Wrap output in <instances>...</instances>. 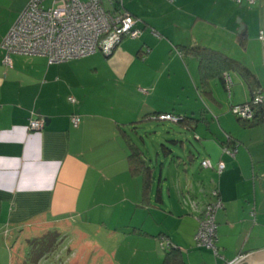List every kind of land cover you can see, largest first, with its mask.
Listing matches in <instances>:
<instances>
[{"label":"crops","instance_id":"obj_1","mask_svg":"<svg viewBox=\"0 0 264 264\" xmlns=\"http://www.w3.org/2000/svg\"><path fill=\"white\" fill-rule=\"evenodd\" d=\"M28 1L0 0V46ZM121 2L141 36L109 57L49 64L11 55L7 66L0 48V264L13 259L2 237L14 240L16 264H29L27 241L49 231L61 245L37 264H162L166 243L183 264H229L264 252V124L247 127L230 114L251 97L239 69L256 79L264 105V0ZM181 47L235 61L231 96L218 78L203 85L198 59ZM256 49L260 64L248 63ZM160 114L186 119L178 126L203 140L200 163L222 162L223 173L196 169L197 158L179 142L176 157L161 146L158 173L143 153L149 172L132 175L126 142L138 129L155 135L148 131ZM32 120L43 128L29 131ZM226 137L233 156L222 151ZM139 145L148 151L144 140ZM213 184L223 204L217 258L193 244Z\"/></svg>","mask_w":264,"mask_h":264},{"label":"built area","instance_id":"obj_2","mask_svg":"<svg viewBox=\"0 0 264 264\" xmlns=\"http://www.w3.org/2000/svg\"><path fill=\"white\" fill-rule=\"evenodd\" d=\"M233 1L239 3V0ZM247 1L249 5L255 2ZM121 7L116 8L113 0H29L0 46L5 52L3 63L8 66L11 55L44 57L49 64L83 59L96 52L109 57L123 40H136L141 36L137 28L138 20L121 10ZM258 40L264 43V32H259ZM223 85L230 97L233 82L228 74L223 75ZM253 99V105L262 100L259 96ZM67 101L71 105L76 104L71 97ZM230 113L243 122L253 119L251 105L233 106ZM157 120L178 124L180 118L173 114H161ZM70 124L77 128L80 125L79 116H71ZM42 128V121L32 120L27 129L39 131ZM225 141H228L227 137ZM222 151L229 156L234 154L225 144L222 145ZM200 168L214 169L218 175L224 171L222 162L213 166L208 160L202 161ZM209 198L211 202L205 205L201 213L193 244L194 248L213 252L217 258L215 216L223 209V204L214 184ZM189 204L192 209H196L195 201L189 200ZM168 245L166 243L165 247ZM239 262L236 259L230 264Z\"/></svg>","mask_w":264,"mask_h":264},{"label":"trees","instance_id":"obj_3","mask_svg":"<svg viewBox=\"0 0 264 264\" xmlns=\"http://www.w3.org/2000/svg\"><path fill=\"white\" fill-rule=\"evenodd\" d=\"M116 8L122 6L121 0H113ZM122 10V7H121ZM129 14V13H128ZM130 15V14H129ZM126 40V39H125ZM181 49V54L185 53L192 54L198 59L199 68L201 73V82L205 85L211 78H218L223 83V75L230 73L233 70H236V62L227 58V57H215L213 54H210L207 51H202L200 48ZM241 68V67H239ZM241 75L244 77L246 84L250 90L251 97L247 103L242 105H251L253 112V119L248 122H239L247 127L259 126L264 124V105L261 100L260 103L253 105V98L255 96L261 97L259 85L256 83V79L247 69H239ZM232 91V89H231ZM240 106V105H237ZM233 107V106H232ZM231 114V113H230ZM161 115V114H160ZM180 118V117H179ZM182 120L178 122V125L184 126L186 119L181 118ZM237 119V118H236ZM229 140L225 141L223 144L226 146H231L234 142L230 137ZM226 139V138H225ZM128 150V166L129 171L132 175L142 174L146 175V172H149V169L144 166V154L143 152L135 145V143L126 142ZM147 182L145 181V184ZM61 241L60 235L55 231H49L38 238H33L32 240L27 241V259L29 264H37L43 257L49 256L54 253ZM180 252L177 247L169 245L165 247V258L162 264H183L180 260Z\"/></svg>","mask_w":264,"mask_h":264},{"label":"rangeland","instance_id":"obj_4","mask_svg":"<svg viewBox=\"0 0 264 264\" xmlns=\"http://www.w3.org/2000/svg\"><path fill=\"white\" fill-rule=\"evenodd\" d=\"M261 53H262V50L256 49V53L251 52L246 55V61L248 63L255 62L256 64H260ZM225 96H226V93H225ZM209 121H211V118H209ZM152 128L154 131H148V132H155V135L151 134V137L148 136L147 138H144L145 136L143 134V131L142 130L140 131V129H138L137 131L139 133V136L132 135L131 138L133 139L134 143L137 144L138 146H140L139 137L142 138V140L146 142L148 151L145 152L144 151L145 148H144L142 149V152L145 154V157L149 156L153 164L152 167L156 168L157 173H158L159 164H157L156 166L154 161L157 160V154L163 158V153L165 152L161 149V146H163L167 151L170 150L171 152L175 153L176 155H173V157H176L177 153L179 152V142H183V143L187 142L186 145L188 149L190 148L189 144H191L196 149L197 154L199 153L202 154L203 150L201 147L198 146L201 143H196L193 140V137L190 136V134L185 133L183 129H181L178 125L170 123V122H157L153 124ZM158 133L160 137H157ZM175 142L176 144L174 145ZM194 157L197 158L194 160V165L196 164V169H198V164L200 163V161H199V157L196 156L195 152H194ZM2 239L4 240L3 245L6 250V256L13 257L12 261L9 264H16L15 262L16 253L13 250L14 244H15L14 240L10 238V236L7 237V239H4L2 237ZM60 245H61V242H59L58 247ZM56 252H58V250ZM211 253L213 254V252ZM6 264L8 263L6 262Z\"/></svg>","mask_w":264,"mask_h":264},{"label":"water","instance_id":"obj_5","mask_svg":"<svg viewBox=\"0 0 264 264\" xmlns=\"http://www.w3.org/2000/svg\"><path fill=\"white\" fill-rule=\"evenodd\" d=\"M243 29L244 28L240 25L239 32H242ZM181 120L182 119L180 118V121ZM201 122H202L201 119L200 120H197V123H201ZM176 125H178V124H176ZM135 132H137V131H135ZM185 133H186V130H185ZM137 136H139V134ZM192 137H193V140L196 143H202L203 142V140L200 139V137L197 136V135H195V134H193ZM140 139H142V138L139 137V140ZM180 143L185 146L187 142L186 143L180 142ZM189 146H190V148L188 149V147H187V150L185 152L186 155H187L186 157L187 158H189V157L194 158V152L197 154L196 149L191 144H189ZM182 149H184V148H182ZM169 152L172 153L170 150H169ZM240 263L241 264H264V252H260V253H257V254H253V255H251L250 257L246 258L245 260H243ZM240 263H238V264H240Z\"/></svg>","mask_w":264,"mask_h":264},{"label":"flooded vegetation","instance_id":"obj_6","mask_svg":"<svg viewBox=\"0 0 264 264\" xmlns=\"http://www.w3.org/2000/svg\"><path fill=\"white\" fill-rule=\"evenodd\" d=\"M240 262H242V261H240ZM240 262H239V263H240ZM240 264H241V263H240Z\"/></svg>","mask_w":264,"mask_h":264}]
</instances>
